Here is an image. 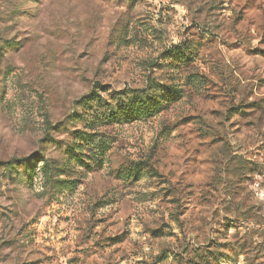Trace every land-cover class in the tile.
Masks as SVG:
<instances>
[{"label": "rangeland", "instance_id": "rangeland-1", "mask_svg": "<svg viewBox=\"0 0 264 264\" xmlns=\"http://www.w3.org/2000/svg\"><path fill=\"white\" fill-rule=\"evenodd\" d=\"M0 264H264V0H0Z\"/></svg>", "mask_w": 264, "mask_h": 264}, {"label": "trees", "instance_id": "trees-1", "mask_svg": "<svg viewBox=\"0 0 264 264\" xmlns=\"http://www.w3.org/2000/svg\"><path fill=\"white\" fill-rule=\"evenodd\" d=\"M188 60L185 61L187 63ZM180 92H178L174 87L167 88L165 90H161L156 98H146L145 100H134L128 105H120L118 109L115 112L109 111L107 114L101 115L98 111L99 107H102V100L99 99L98 97H95V102L97 105V108L94 109L92 106H90V103L88 102L89 100H93L89 97H83L81 101L79 102V105H82L83 108H89L90 112H94L91 116L89 121L85 120L86 117L83 116L82 114L77 115L74 114L72 117L75 118V120H80V121H87L88 122V127H90V131H94L99 125L103 124H109L111 122H116V121H131L134 120L135 118L143 117V118H151L153 115L161 112L164 110L167 106H169L171 103L175 102L178 99V95ZM92 135L94 136L95 134H87L83 133L81 134L77 140L78 142L74 144L72 149L68 150L66 152V159L68 162L72 163H77L80 164L83 162L82 160V151L84 148V145L87 147L89 144H92L93 140H91ZM99 146L102 145V142L99 141ZM98 146V147H99ZM99 149V148H96ZM100 156L99 154H93L90 156V160L93 162H100ZM23 162H21L22 164ZM39 163L43 164L42 171H43V176L47 177V168L48 163L42 158V157H37L33 164L28 163L27 167L25 169H28L27 174L28 180H30L32 177L37 175L35 172L37 169V165ZM5 169L7 172L10 171H15L16 168L13 167L11 163H5ZM6 173V172H5Z\"/></svg>", "mask_w": 264, "mask_h": 264}]
</instances>
